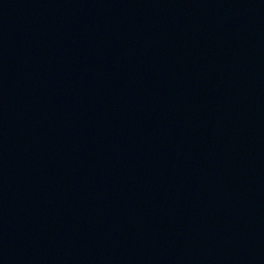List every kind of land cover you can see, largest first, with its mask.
Returning a JSON list of instances; mask_svg holds the SVG:
<instances>
[{"label": "water", "instance_id": "1", "mask_svg": "<svg viewBox=\"0 0 264 264\" xmlns=\"http://www.w3.org/2000/svg\"><path fill=\"white\" fill-rule=\"evenodd\" d=\"M0 264H264V0H0Z\"/></svg>", "mask_w": 264, "mask_h": 264}]
</instances>
